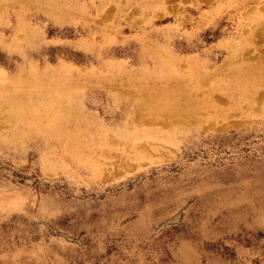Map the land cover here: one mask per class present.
<instances>
[{
	"label": "rangeland",
	"instance_id": "1",
	"mask_svg": "<svg viewBox=\"0 0 264 264\" xmlns=\"http://www.w3.org/2000/svg\"><path fill=\"white\" fill-rule=\"evenodd\" d=\"M262 11L0 0V264H264Z\"/></svg>",
	"mask_w": 264,
	"mask_h": 264
},
{
	"label": "bare ground",
	"instance_id": "2",
	"mask_svg": "<svg viewBox=\"0 0 264 264\" xmlns=\"http://www.w3.org/2000/svg\"><path fill=\"white\" fill-rule=\"evenodd\" d=\"M262 12H264V11H262ZM263 29H264V28H263ZM155 114H156V113H155ZM163 114H164V113H163ZM168 116H169V115H168ZM165 117H166V116H165ZM168 118H169V117H168ZM166 119H167V118H166ZM166 119H165V120H166ZM137 121H138V120H137ZM169 121H170V120H169ZM165 122H166V121H165ZM165 122H164V123H165Z\"/></svg>",
	"mask_w": 264,
	"mask_h": 264
}]
</instances>
